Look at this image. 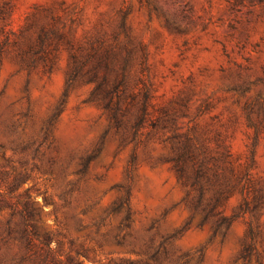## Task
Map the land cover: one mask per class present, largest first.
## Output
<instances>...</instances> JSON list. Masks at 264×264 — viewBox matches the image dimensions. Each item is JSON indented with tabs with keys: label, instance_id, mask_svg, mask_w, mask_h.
Returning a JSON list of instances; mask_svg holds the SVG:
<instances>
[{
	"label": "rangeland",
	"instance_id": "1",
	"mask_svg": "<svg viewBox=\"0 0 264 264\" xmlns=\"http://www.w3.org/2000/svg\"><path fill=\"white\" fill-rule=\"evenodd\" d=\"M0 264H264V0H0Z\"/></svg>",
	"mask_w": 264,
	"mask_h": 264
},
{
	"label": "trees",
	"instance_id": "2",
	"mask_svg": "<svg viewBox=\"0 0 264 264\" xmlns=\"http://www.w3.org/2000/svg\"><path fill=\"white\" fill-rule=\"evenodd\" d=\"M34 204L36 203H38V201L37 200H33L32 201ZM250 252H251V249L249 248V252L246 254V257L248 258L249 256H250Z\"/></svg>",
	"mask_w": 264,
	"mask_h": 264
}]
</instances>
